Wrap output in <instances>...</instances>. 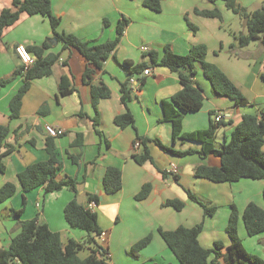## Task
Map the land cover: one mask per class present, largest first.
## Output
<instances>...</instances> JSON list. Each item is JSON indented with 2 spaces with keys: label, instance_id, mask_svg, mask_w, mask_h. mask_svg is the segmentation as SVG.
Segmentation results:
<instances>
[{
  "label": "crops",
  "instance_id": "obj_1",
  "mask_svg": "<svg viewBox=\"0 0 264 264\" xmlns=\"http://www.w3.org/2000/svg\"><path fill=\"white\" fill-rule=\"evenodd\" d=\"M12 1L0 0V14L3 9L12 6ZM214 7L221 11L223 9L218 2L215 6L211 3L205 5L201 0H164L160 12L144 7L142 0H52V9L61 19L62 31L84 41L103 44L117 37V26L123 18H128L130 25L118 48L104 62L102 69L95 68L77 50L63 51L60 43L53 44L50 52L61 53V57L65 52L68 53L64 59L60 57L51 76L32 81L23 98L20 117L16 119L10 118L9 104L23 80L19 77L6 86H0V125L9 127L10 134L6 143L13 148L3 158L6 171L0 173V188L6 183L16 186V194L0 203V249L7 248L20 232V222L33 219L47 224L53 232L60 233L63 243L70 239L83 241L87 237L85 231L71 228L65 220L64 209L76 196L68 188L48 194L43 188H38L26 194V206H23L18 174L30 165L48 161L47 142L51 139L62 164L56 179H76L79 183L77 199L86 196L87 200L88 195L99 197V204L91 209L97 213L99 225L106 233L103 247L111 255L108 264H180L161 237L159 229L172 231L179 226L190 228L201 222L204 229L199 236L200 244L210 249L215 242L220 241L225 246L224 254L231 244L226 227L233 205L238 209L239 236L246 250L264 259V234L250 237L243 220L249 203L264 206L261 199L263 190L259 197L252 194V190H247L255 186L251 182L240 184V180L236 182L239 185L236 188L241 189L231 190L229 183L217 184L197 178L194 170L198 165L220 167V158L214 155L206 158L198 154L174 157L150 142L149 149L154 164L138 165L133 157L139 150L134 147L137 135L158 139L177 150H199L201 147L195 142L177 141L174 144L172 124L162 121L163 102H170L183 88L178 73L155 66L150 67L149 76L141 74L130 77L121 67L120 64L125 61L135 65L150 64L144 52L155 51L161 55L164 47L170 45L177 54L186 55L193 46L205 44L208 48L207 61L222 69L249 102L246 107H237L229 99L216 96L210 82L197 65L193 80L203 88L205 101L201 110L184 114V133L205 130L217 114H225L228 116L226 125L216 136V146L219 147L229 140L249 110L258 113L264 108V82L261 79L264 48L259 42H255L260 45L258 53L251 49L250 44L243 49L236 47L233 49L234 54H230L231 45L236 43V34L231 36L223 33L219 19L202 17L207 20H199L201 16L195 14V9L211 10ZM158 14L167 17L165 20L156 18ZM184 16L188 28L187 16L193 24L207 26L209 36L192 30L193 34H190L183 29L181 22ZM177 18L180 21L178 27L173 21ZM105 19L110 23L108 27H104ZM155 23L160 25L153 27L151 24ZM50 38L52 31L45 17L23 14L16 24L4 31L0 43V81L11 78L22 66L15 51L17 46L42 45ZM217 50H223L226 54L219 55ZM87 68L94 70L89 82L84 81ZM62 77L70 80L72 93L68 96L59 92ZM130 78L138 81L144 79V83H139L137 90L132 89L131 100L124 106L121 102V85ZM101 83L110 89L111 97L102 99L96 112L91 92L93 86ZM127 110L134 115L135 127L121 129L115 124V118ZM97 115L100 120L97 128L103 133V137L95 131L93 119ZM46 126L63 130L64 135L52 139L45 131ZM76 141L81 143L75 145ZM72 156L76 157L78 163L73 162ZM173 165L178 168L179 182L174 180L173 173L170 172ZM108 167L120 168L122 171L123 187L116 194L106 193L103 187V177ZM162 172L169 175L164 177ZM148 183L152 185L149 197L137 201L135 196ZM258 185L264 187L263 182ZM186 190L192 191L204 203L224 202L227 206L224 230H206L208 217L205 218L201 206V210L197 208L199 204L189 199ZM236 195L240 197L237 199ZM174 199L185 203L182 211L164 206L165 202ZM80 203L88 204L87 201ZM215 214L208 219L215 221ZM150 234L152 241L140 252L139 257L135 259L130 256L129 250ZM89 254L90 251L86 249L80 253V257L84 259ZM219 264H226L225 259L221 258Z\"/></svg>",
  "mask_w": 264,
  "mask_h": 264
},
{
  "label": "trees",
  "instance_id": "obj_2",
  "mask_svg": "<svg viewBox=\"0 0 264 264\" xmlns=\"http://www.w3.org/2000/svg\"><path fill=\"white\" fill-rule=\"evenodd\" d=\"M164 0H142L143 6L154 11L162 10ZM212 5L223 1L228 10L245 19L248 29L247 35H235L236 43L230 47V53L234 54L236 47L243 49L254 42H259L264 48V0L260 9L246 12L236 0H207ZM41 15L45 17L51 27L52 38L46 40L42 45L28 46L27 50L36 58L33 66L25 69L20 66L11 78L0 81V86H6L17 78H22L23 83L9 104L10 118L20 117L22 101L35 79L49 77L53 74L54 67L60 62L61 53L50 52L53 48L51 40H56L62 45V50H77L90 64L97 69H102L104 62L116 51L120 41L130 25L128 18H123L117 26V37L103 44H95L84 41L73 34H68L61 29V19L56 16L52 9V0H13L10 8H5L0 14V43L4 31L16 24L23 15ZM195 14L204 18L222 20L221 11L214 7L211 10L195 9ZM190 30L198 32V28L187 20ZM104 27L110 25L104 20ZM208 48L205 44L193 46L186 55L177 54L170 45H166L161 55L155 51L144 52L150 64H133L125 61L121 67L130 77L141 75L150 67L160 66L168 68L179 75L182 90L174 95L170 102H163L164 116L162 121L172 124L173 141L195 142L201 145L199 150H177L173 146H166L158 139H149L137 135L135 144H139L138 151L134 154V160L138 165L146 163L154 164V159L149 149V143L153 142L164 152L174 157H186L198 154L202 158L214 155L220 158V167L198 165L195 167V176L199 179L209 180L213 183H236L242 179L264 180V108L258 113H248L243 116L242 122L236 127L228 141L216 146L218 131L226 125L225 122H211L209 128L191 133L183 132L184 114L197 112L202 109L205 101L203 88L193 80L196 74V66L199 65L204 77L210 82L213 92L220 98L232 101L237 107L249 105L247 98L235 83L217 65L207 61ZM67 63V61H65ZM94 75V70L87 68L84 73V81L89 82ZM264 82V70L261 74ZM141 85L144 79L140 80ZM68 77H62L59 83V92L63 96L72 93ZM132 88L129 80L121 85V102L127 106L131 100ZM92 103L98 111L99 102L111 97L110 89L103 83L92 87ZM214 115V113H212ZM96 133L103 137V133L97 128L100 124L99 116L93 119ZM115 124L121 128H134V115L127 110L116 116ZM10 134L7 126L0 125V173L6 171L3 158L9 155L13 148L6 143ZM52 138V137H50ZM53 139V138H52ZM76 141L74 144H80ZM47 153L49 159L30 165L19 172L18 179L23 192V206H26V194L38 188H43L46 194L59 192L65 188L75 193L64 209V217L67 224L74 229L87 233L83 241L74 239L63 243L61 234L53 232L47 224L38 219L20 222V232L11 240L7 248L0 249V264H108L106 249L100 245L98 238L103 233L99 225L98 215L90 208L91 203L99 204L97 195L87 196V205H83L77 199L78 182L76 179L58 181L57 175L61 171L62 164L57 158L56 146L50 139L47 142ZM74 163H78L72 156ZM164 177L169 174L162 172ZM176 182L180 181L178 174H173ZM103 187L106 193L116 194L122 190L123 180L120 168L108 167L103 177ZM152 191V185L146 184L135 196L137 201L147 199ZM191 201L199 204L205 215L212 216L216 207L208 206L202 202L192 191L186 190ZM16 194V186L6 183L0 188V203L7 201ZM264 200V189H263ZM166 207H173L176 211H182L185 203L179 199L168 200L164 203ZM19 214V212L17 213ZM244 225L247 234L255 237L264 234V206L260 207L251 202L245 208L243 214ZM239 213L235 205L232 206L231 215L226 233L231 244L223 254L225 246L222 242H215L214 247L204 248L199 242V236L204 229L203 222L194 227L179 226L172 231L159 233L168 248L174 254L180 264H219L221 258L226 264H264V259L248 252L239 236L238 230ZM152 241V235H148L137 242L129 251V255L137 259L140 252ZM89 250L88 257L82 259L80 253Z\"/></svg>",
  "mask_w": 264,
  "mask_h": 264
},
{
  "label": "rangeland",
  "instance_id": "obj_3",
  "mask_svg": "<svg viewBox=\"0 0 264 264\" xmlns=\"http://www.w3.org/2000/svg\"><path fill=\"white\" fill-rule=\"evenodd\" d=\"M236 1L243 8H245L246 12H248V13L253 12V11H255L257 9H260L262 7V2L260 0H241V1L236 0ZM201 2L203 4H205V5L209 4V2L207 0H201ZM218 5L223 8L222 11L219 9L221 11V14H222V20H220V27H221L220 29L222 30V32L225 33V34H229L231 36H234L235 34L236 35H241V34L242 35H247L248 34V29H247V26H246L245 19L241 18L240 16L234 14L232 11L228 10L226 8V6H225V3L223 1H219ZM156 16H157L156 18H159V17L163 18L162 20H165V18L167 17L165 15H160V14H158ZM187 18L190 20L189 16H187ZM199 20H204L205 21L207 19L199 17ZM173 21L177 24V27H178V23H180L178 18H177V20L175 19ZM190 22L193 24V22L191 20H190ZM181 23H182L183 29H185L186 31L190 32V34H193L191 32V30L187 27V24H186V21H185V16L183 17V22H181ZM151 25L154 27L156 25H160V23H155V24H151ZM193 25H195L199 29L198 32H200L201 34H205L206 33V36H209V33H207L209 31V28L207 26H201V25H198V24H193ZM251 49L258 53V51L260 49V45L258 43L254 42V43L251 44ZM217 51H218L219 55H221V53L223 55L226 54V52L223 51V50H217ZM249 111H250L249 113H255V110H249ZM244 182L253 183L255 186L250 187L247 190H252V194L258 195L260 197V193H261V191L263 190L264 187H261L258 184H261L262 182L264 183V180L242 179L240 184H244ZM228 186H232L231 190H239V189H241L240 187L236 188V186H239L238 183H231V184H228ZM236 197L238 199L240 196L236 195ZM84 198H78V201L86 202L87 201L86 200V196ZM261 199L264 202L263 197ZM237 203H238V201H237ZM205 204L208 205V206L216 207V212H215L216 213L215 214L216 217L214 219L215 221H213L212 219H208V218H213V217L204 214L205 218L208 217L207 218L208 222L205 225L206 230H208L209 232H211L210 230L212 228H217V229H220V230H224L225 229V225H226V217H227L226 209H227V206L224 205V202H219L218 204H215V203L214 204H210L207 201H205ZM197 208H199L201 210L200 205H198ZM231 210L232 209L230 208V215H231ZM253 240H257V239H253ZM253 242H255V241H253ZM260 246H262V244H260ZM249 251H251V250H249Z\"/></svg>",
  "mask_w": 264,
  "mask_h": 264
},
{
  "label": "built area",
  "instance_id": "obj_4",
  "mask_svg": "<svg viewBox=\"0 0 264 264\" xmlns=\"http://www.w3.org/2000/svg\"><path fill=\"white\" fill-rule=\"evenodd\" d=\"M15 51H16V54H17L20 62L22 63V66H24L25 69L34 65L36 58L27 50L26 46L19 45L15 48ZM150 74H151L150 68L146 69L143 72V76H149ZM129 83H130V86L133 90H137V88L139 87L140 81H138L134 78H130ZM227 118H228L227 115L220 113L214 117V122L215 123L225 122ZM45 131H46L47 135L49 137H52V138H58V137L64 135L63 130L56 129L52 126H46ZM134 147H135V149H138L139 144L138 143L135 144ZM170 172L173 174H177L178 168L175 165H173L172 170ZM95 205H96L95 203H91L90 208H93ZM98 241H99L100 245H102V246L106 243V233L104 231L99 236ZM110 256H111L110 254H107V258H110Z\"/></svg>",
  "mask_w": 264,
  "mask_h": 264
},
{
  "label": "water",
  "instance_id": "obj_5",
  "mask_svg": "<svg viewBox=\"0 0 264 264\" xmlns=\"http://www.w3.org/2000/svg\"><path fill=\"white\" fill-rule=\"evenodd\" d=\"M51 43H52V44H57L58 42H57L56 40H51ZM67 53H68V52H65V53L63 54V56L61 57V59H64V58H65V55H67Z\"/></svg>",
  "mask_w": 264,
  "mask_h": 264
}]
</instances>
